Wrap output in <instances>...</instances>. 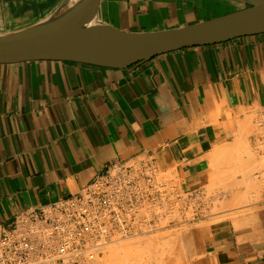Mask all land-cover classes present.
<instances>
[{
	"label": "crops",
	"instance_id": "obj_1",
	"mask_svg": "<svg viewBox=\"0 0 264 264\" xmlns=\"http://www.w3.org/2000/svg\"><path fill=\"white\" fill-rule=\"evenodd\" d=\"M61 1L0 0V33L48 17ZM242 8L240 0H103L97 20L149 32ZM263 110L264 34L165 53L128 69L0 65V237L20 213L77 195L115 162L149 156L183 190L205 188L216 149L235 142L238 117ZM248 239L226 226L210 228L195 263L264 264V229Z\"/></svg>",
	"mask_w": 264,
	"mask_h": 264
},
{
	"label": "built area",
	"instance_id": "obj_2",
	"mask_svg": "<svg viewBox=\"0 0 264 264\" xmlns=\"http://www.w3.org/2000/svg\"><path fill=\"white\" fill-rule=\"evenodd\" d=\"M254 124L264 157V110ZM195 192L182 193L152 157L115 162L77 195L20 213L0 237V264H98L104 247L174 226L178 210L192 221Z\"/></svg>",
	"mask_w": 264,
	"mask_h": 264
},
{
	"label": "water",
	"instance_id": "obj_3",
	"mask_svg": "<svg viewBox=\"0 0 264 264\" xmlns=\"http://www.w3.org/2000/svg\"><path fill=\"white\" fill-rule=\"evenodd\" d=\"M69 1L28 27L0 33V65L64 61L128 69L165 53L264 34V0H240L246 6L217 18L149 32L99 23L103 0L65 8Z\"/></svg>",
	"mask_w": 264,
	"mask_h": 264
},
{
	"label": "rangeland",
	"instance_id": "obj_4",
	"mask_svg": "<svg viewBox=\"0 0 264 264\" xmlns=\"http://www.w3.org/2000/svg\"><path fill=\"white\" fill-rule=\"evenodd\" d=\"M258 113L238 117L235 142L216 149L208 183L192 197V221L185 222L178 210L174 226L104 247L98 264H196L210 228L226 226L242 242L263 230L264 157L258 155L251 139L257 131L254 121ZM172 177L178 189L187 192L180 180Z\"/></svg>",
	"mask_w": 264,
	"mask_h": 264
},
{
	"label": "bare ground",
	"instance_id": "obj_5",
	"mask_svg": "<svg viewBox=\"0 0 264 264\" xmlns=\"http://www.w3.org/2000/svg\"><path fill=\"white\" fill-rule=\"evenodd\" d=\"M86 0H70L69 2H67V4L64 6L65 8H72L80 3L85 2ZM64 0L61 1V3L59 4L58 7H60L63 4ZM57 7V8H58ZM40 17V16H39ZM38 17V18H39ZM158 232V231H157ZM145 236V235H144ZM141 237V236H140ZM131 248V247H130Z\"/></svg>",
	"mask_w": 264,
	"mask_h": 264
}]
</instances>
